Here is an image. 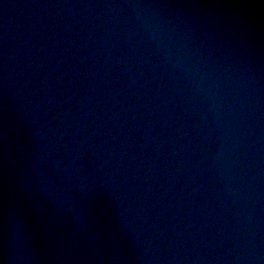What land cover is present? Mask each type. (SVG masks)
Segmentation results:
<instances>
[{
	"label": "water",
	"instance_id": "1",
	"mask_svg": "<svg viewBox=\"0 0 264 264\" xmlns=\"http://www.w3.org/2000/svg\"><path fill=\"white\" fill-rule=\"evenodd\" d=\"M0 264H264V0H0Z\"/></svg>",
	"mask_w": 264,
	"mask_h": 264
}]
</instances>
